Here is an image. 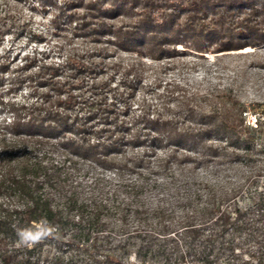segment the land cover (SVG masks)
I'll return each mask as SVG.
<instances>
[{
  "label": "trees",
  "instance_id": "obj_1",
  "mask_svg": "<svg viewBox=\"0 0 264 264\" xmlns=\"http://www.w3.org/2000/svg\"><path fill=\"white\" fill-rule=\"evenodd\" d=\"M37 2L92 47L60 62L0 55V264H264V181L196 176L264 154L260 116L249 125L231 91L176 84L135 102L133 84L111 88L93 61L117 51L159 61L178 44L259 47L264 0ZM139 64L125 71L134 81ZM25 229L51 232L29 247Z\"/></svg>",
  "mask_w": 264,
  "mask_h": 264
},
{
  "label": "rangeland",
  "instance_id": "obj_2",
  "mask_svg": "<svg viewBox=\"0 0 264 264\" xmlns=\"http://www.w3.org/2000/svg\"><path fill=\"white\" fill-rule=\"evenodd\" d=\"M2 1L0 29L8 32L1 37L0 55L5 53L10 59L15 58L17 63L24 55L38 52L46 55L48 61L60 62L72 49L80 52L92 47L85 37L72 35L73 25H69L65 19L62 18L60 24L54 26V9L51 6L42 8L37 0ZM57 3L61 4V0H57ZM174 48L176 53L159 61L125 51H117L112 55L108 52L111 56L97 54L93 61L103 62L105 68L99 79L106 80L111 88L126 92L130 91L129 84H133L135 102L141 97L153 100L157 94L170 91L174 84L202 93L231 91L247 107V123L254 126L257 116H260L264 125V116L252 112L256 109L259 113L264 110V45L217 53L196 52L181 44ZM138 62L140 64L135 72L139 80L134 81L135 74L126 75L125 71L130 64ZM7 87V82H4L0 92H6ZM21 91L13 95L17 101H22L29 93V90ZM262 131L261 139L264 143V126ZM263 165L264 154L255 153L246 166L226 165L219 171L208 167L197 171L196 176L213 186L240 184L250 188L252 182L256 181L259 185L264 181V170H257Z\"/></svg>",
  "mask_w": 264,
  "mask_h": 264
},
{
  "label": "clouds",
  "instance_id": "obj_3",
  "mask_svg": "<svg viewBox=\"0 0 264 264\" xmlns=\"http://www.w3.org/2000/svg\"><path fill=\"white\" fill-rule=\"evenodd\" d=\"M50 232L51 229H41L36 231H33L31 229H25L19 232L18 235L22 244H26L27 246L31 247L33 244L38 243L47 235H49ZM133 259L135 258L133 257Z\"/></svg>",
  "mask_w": 264,
  "mask_h": 264
}]
</instances>
